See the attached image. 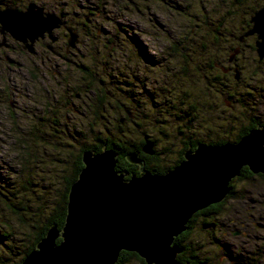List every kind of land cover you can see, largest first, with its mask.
I'll use <instances>...</instances> for the list:
<instances>
[{
	"label": "rangeland",
	"instance_id": "374dc122",
	"mask_svg": "<svg viewBox=\"0 0 264 264\" xmlns=\"http://www.w3.org/2000/svg\"><path fill=\"white\" fill-rule=\"evenodd\" d=\"M24 1L36 3L55 14L62 12L57 3L60 0ZM62 2L68 4L64 7L65 13L68 14L66 20L70 26L74 24L78 35L74 55L70 54L66 60H61L53 55L43 54L41 48L46 47L43 46L37 48L38 57L33 59L27 57L32 56L31 53L21 55L19 52L7 50L3 62L0 63V184L7 180L15 189L8 194L12 202L0 197V235L6 237L0 240V256L6 260V264L18 261L30 245L35 233L33 227L41 224L36 220L38 211L43 214L46 210L45 213L49 214L60 199L64 178L69 172L65 168V161H70L71 156L77 154L85 142L73 141L70 136L78 138L76 133L86 132L85 126L95 121L93 96L91 93L88 95L92 99L90 102L89 97L84 94V88L79 89L86 82L81 67L85 66L101 76L104 73L131 76L130 84H135V78L139 77L144 80L147 90L156 93V102L159 104L169 102V95L162 92L166 84L169 88L175 83L182 87L191 84L190 79L177 73L178 66H182V63L174 64L173 58L168 56L171 43L180 39L189 42L190 31L196 32L195 22H200L201 27L205 29L204 34L212 29L210 25L202 24L205 15H208L209 21L214 25L220 22L223 26L221 30L229 35L231 31L238 32L241 21L249 23L254 14L249 16L254 8L252 3L245 2L241 6L237 0H62ZM173 5L182 9L175 10L171 7ZM77 13L81 14L80 18L73 17ZM89 13H93L94 16L88 19L91 22H85ZM83 23L88 27L84 28ZM243 26L245 28L246 23ZM114 35L118 41L112 39ZM132 36L137 37L143 45L141 46L146 48L147 57L159 60L161 66L145 59L135 43H127L131 41ZM248 38H251L249 42L255 43V36L244 39ZM230 42L231 40L224 41V46L219 47L221 51L216 54L217 62H224L227 58L226 49ZM8 43L10 46L15 44L13 41ZM3 49L0 50L5 54L6 50ZM64 49L65 45L63 53ZM244 49L234 64L233 62L224 64L229 68L238 65L241 83L225 82L218 86L219 92L212 91L213 105L209 110L213 114L215 120L213 123L216 127L231 118L237 119L235 123L232 122L237 128L247 123L248 117L251 116L264 122V59L259 62L256 53L246 46ZM50 56L52 58H49ZM5 57L13 59V63L9 64ZM14 65L17 68H14ZM171 68L175 70L172 69L171 72ZM119 80L121 81V78ZM198 81L194 83L198 84ZM224 85H227V88ZM112 89L118 101L126 102L124 92L131 90L130 88L125 89L118 83L117 86L113 85ZM139 89L135 92L138 96L141 95L140 92L143 93ZM74 92L80 95L75 98ZM228 95L234 98L231 101L227 100ZM146 98L147 95L135 97L133 108L136 109V103L140 102L139 115L143 113L146 114L145 117L148 116L144 121V130L150 140L157 141L155 149L160 153L170 146L173 150H178L184 139L178 137V124L170 116L172 110L162 105L155 114ZM114 115L117 117V114ZM115 116H111L109 121L116 120ZM219 118L223 121L218 123ZM199 121L200 119H197L198 125L201 123ZM213 129L214 131L209 133L212 139L216 138L217 133L223 134L222 130L218 131L215 127ZM198 136L200 137V134L197 138ZM172 157L174 155L168 159ZM26 182L31 183L28 191L23 190ZM235 188L236 197L228 200L224 214L217 222L216 231H221V234L218 233L216 238L221 240L223 245L210 238L207 228H203L200 222L194 227L195 233L183 243L195 247L197 256L204 261L207 260V264H229L230 259L223 252L227 253L229 250L224 248V244L236 246L230 250V254L237 257L244 254L241 251L244 244H247L246 251L256 252L260 249L262 253L264 250L262 249L264 178L256 176L250 181H239ZM0 192L7 194L4 189H0ZM15 206L20 210L25 209L22 213L26 214V221L20 220ZM253 216H256V228L245 232L244 224L249 219L252 220ZM236 232L240 236L234 237L233 234ZM243 233L250 234L249 236L253 238L247 240ZM262 263L264 264V261ZM128 264L140 263L134 259Z\"/></svg>",
	"mask_w": 264,
	"mask_h": 264
},
{
	"label": "water",
	"instance_id": "95a60500",
	"mask_svg": "<svg viewBox=\"0 0 264 264\" xmlns=\"http://www.w3.org/2000/svg\"><path fill=\"white\" fill-rule=\"evenodd\" d=\"M249 23L251 29L240 42L255 36L256 56L261 62L264 3ZM61 28L68 32V48L74 49L78 35L65 26L61 16L35 3L24 11L0 8V32L24 44L29 53L46 37L55 43V32ZM239 53L237 49L229 62ZM234 74L239 80L237 67ZM141 152L154 156L153 142L148 140ZM141 152L126 156L127 162L139 166L140 173L129 178L117 171L115 150L84 152V168L70 187L63 229L52 226L21 264H117L121 252L135 253L145 264H183L177 259L182 249L175 239L188 229L193 216L223 202L230 194L231 182L244 168L264 175V126L251 130L237 143H200L184 153L177 167L162 175L145 169ZM231 264L243 263L232 259Z\"/></svg>",
	"mask_w": 264,
	"mask_h": 264
},
{
	"label": "trees",
	"instance_id": "16d2710c",
	"mask_svg": "<svg viewBox=\"0 0 264 264\" xmlns=\"http://www.w3.org/2000/svg\"><path fill=\"white\" fill-rule=\"evenodd\" d=\"M237 1L241 6H243L245 2H247L246 4L252 3V6L254 8H252L253 10L249 14V16L255 13L256 10L260 9L261 5L263 4L262 0ZM0 2L7 6L8 4H19L23 6V8L26 4H28V2L24 3V0H0ZM57 3H59L61 11L64 14H67L64 11V7H67L68 4L63 3L62 0ZM171 7L175 10L182 9L180 6L176 5H173ZM79 15L81 17V14ZM89 16L91 18L94 16V14L89 13ZM243 22L246 23V29L243 26ZM243 22L241 21L239 23L240 29H238V32L237 30L231 31L229 35H227V33L225 34L221 30L223 26L220 22L218 25H214L213 23H211V21H209L208 15H205L202 24L205 23L207 24V26L210 25L212 29L204 34L203 31L205 29L201 27L200 22H195L196 32L194 33L190 31L188 38L189 42H184L182 39H180L175 40L173 43H171V45L169 46L170 50L168 52V56L173 58L172 62H175L174 64H178L180 62L182 63V66H178L177 73L183 74L182 77L190 79L191 84H188L187 87H182L179 86V84L175 83L171 86V88H169L166 84V88L163 87L164 91L162 92L169 95V102L166 101L161 104L156 102V93L154 91L147 90L143 83L144 80L139 77L135 78V84H130L129 81L131 76L129 77L122 73H119V76H113L107 73H104L101 76L100 74L94 73L93 71H91V69L85 66L81 67L82 72H84L82 74L85 75L84 81L86 82H84V84H82L79 89L84 88V94L86 97H89L88 95H90V93L92 94L94 99V103L92 104L95 107V121H91L85 126L87 129L86 132H88V134H86V132L84 131V133H76V136L78 138H75L72 135L70 136L73 141L82 142L83 140H85V142L83 143V146L80 148L79 152L71 156L70 161H65V168L69 170V172L64 178V187L60 199L49 214L45 213L46 210H44L45 212H43V214L40 210L38 211L36 220H39L38 222L41 224L40 226L38 225L37 227H33L35 233L32 241L30 242V245L27 247V249L24 250V253L19 257L18 261L12 264H21L23 260L28 256V254L36 248V245L46 236L47 232L52 226H57L59 230L63 229L66 221L70 187L78 179L81 170L84 168L82 163V155L84 152L92 151L94 153H101L105 150H115L118 154V162L116 167L117 171L123 174L127 173L128 178L132 175H140L139 166L127 162L126 156L133 152H141L144 144L148 140H152H150V137L144 130V121H146V118H148V116L145 117L146 114L143 113L142 115H139V113H141L140 102L136 103V109L133 108V104L136 101L135 97L140 98L147 95L146 99L148 100V104L150 105L151 110L155 112V114H157L158 108H161L162 105L172 110L170 111V116L174 119V122L178 124V137L184 139L178 150H173L170 146L171 148L169 147L160 153L155 149L154 156H148L141 152V158L144 160L145 169L153 174L162 175L174 169L183 161L184 153L187 150H195L197 145L200 143H204L207 145H222L228 142L237 143L251 130L256 129L259 126H264V122H261L259 118L251 116V118L248 117L247 123L241 124V127L239 128L234 125L235 121L237 120H235V118L224 120L221 125H218V127H216L213 123L215 121L212 117L213 114L209 110L213 105V90L219 92L218 86H221L225 82L241 83L242 81L241 77L239 78V80L235 79V74L232 73L234 71V68L224 66L225 63L229 64L230 56L240 48V54L234 58V64L243 54V51H245V46L256 53L254 43L249 42L251 38L244 39L243 42H240V38L251 27L247 21ZM243 29L245 30L243 31ZM102 33H104V31H102ZM116 37L117 36L114 35L112 39L114 41L115 39L118 41ZM130 40L131 41H128L127 43H135V45L139 49V52L145 59H147L152 64L159 63V66H161L159 60L154 59V57H147L148 53L146 51V48L142 47L143 45L139 41V39H137V37L132 36ZM230 40V45L226 49L227 58L224 59V62H217L216 54L218 51H221L219 47L224 46V41L227 42ZM197 41L199 42L197 43ZM35 57L37 58L38 56ZM64 59H67V56ZM172 69L175 70V68H171V72ZM128 77L129 80L127 81L126 79ZM120 78L121 81H118V79ZM194 81H198V84H195ZM118 83L119 85L124 86L125 89H131L124 92L126 102L118 101V98L116 97L112 89L113 85L117 86ZM138 88H140L139 90L143 91V93L145 94L140 92L141 95L138 96V94L135 93L137 92L136 90H138ZM225 88H227V85L225 86ZM79 95L78 92H74L73 97L77 98ZM226 98L227 100L231 101L234 97L228 95ZM88 99L91 102L92 99L90 97ZM89 105L91 106V104ZM113 111L115 114H117V117L114 115ZM111 116H115L116 120L109 121V118H111ZM197 119H200L199 122L201 123L199 125L197 124ZM220 121L223 120L219 118L217 122L219 123ZM195 124L196 126H198V128H196ZM214 127L218 129V131L222 130L223 134L217 133L216 138L212 139L209 133L214 131ZM199 134L200 137L198 136L199 138H197V135ZM152 142L156 147L157 141L153 139ZM172 155H174V157L168 159V157ZM254 177L256 176H254L247 168H244L241 172L240 177L235 178L231 182V191L227 198L223 202L212 205L194 215L189 222V229H191L192 225L200 222L203 228H207V230H210L212 233L215 232L213 235V239H215L216 242H220V240L216 238L218 234L216 231V229H218V218H220L224 214V208L228 200L234 199L236 197L235 184L239 181H250ZM257 177L264 178V176L262 175H258ZM25 186L26 187H23V190L28 191L31 183L26 182ZM0 189H4V191L7 193L3 194L0 192V197L2 196L5 200L12 202L8 194L10 195V191H13L15 189H13V186L10 185V182L6 180L1 183ZM12 196H14V194H12ZM14 208H16L17 215L20 216V220L26 221V214L22 213L23 211H25V209L23 208L20 210L18 206H15ZM5 238V236L0 235V240ZM187 238L188 237H186L185 240ZM185 240L182 237L176 239V243L180 248L183 249V254L181 255V257H178V260L182 263H187L189 261L192 264H207V260L204 261L197 256V250L191 244H189V249L188 247H186L185 249L183 244ZM60 241L61 240H59V242ZM124 253L126 252H121L118 264H128L134 259L139 261L140 264H145L144 260L138 257L135 253ZM262 261H264V252H262L261 255L258 256L254 264H261ZM0 264H6V260L3 259L2 256H0Z\"/></svg>",
	"mask_w": 264,
	"mask_h": 264
},
{
	"label": "flooded vegetation",
	"instance_id": "af4514ba",
	"mask_svg": "<svg viewBox=\"0 0 264 264\" xmlns=\"http://www.w3.org/2000/svg\"><path fill=\"white\" fill-rule=\"evenodd\" d=\"M30 3H33V2H30ZM30 3H28V4H26L25 5V7L23 8V6H21V5H19V4H12V5H10V4H8V6L7 5H5V4H3V3H1L0 2V8L1 9H5V8H8V7H12V8H16V9H18L19 11H24L25 9H26V7L30 4ZM263 3H264V1H263ZM36 4V3H35ZM45 9V8H44ZM46 10V9H45ZM47 11H49V10H47ZM50 12H53V11H50ZM57 15H59V16H61L62 18H63V20H64V23H65V26L66 27H69V28H72L75 32H76V27H74L73 25V23H72V26H70V23L68 22V20H66V16L68 15V14H64L63 12H59V13H56ZM74 18H80V15H79V13H77V14H75V16H73ZM90 18V16H87V18H85V22H91L90 20H88ZM244 23V22H243ZM249 24V23H248ZM79 25V24H78ZM82 26L84 27V28H86L87 27V24L85 23V24H82ZM251 26V25H250ZM77 33V32H76ZM55 36L58 38L57 39V41L55 42V43H51V41L48 39V37H46L44 40H39V41H37L35 44H34V53H31V55L32 56H28L27 55V53H29L28 52V50H25L24 49V44H22V43H19V42H17V41H15L9 34H7L6 35V37H4L3 35H2V33L0 32V37H1V40H0V49L2 50L3 48L6 50L4 53L5 54H3L2 53V51L0 50V63L1 62H3V56L5 55L6 56V52H7V50H13L14 52H19V54H25V55H27V57H29V58H33V57H35L36 55H37V52H38V50H37V48L38 47H43V46H46L45 47V49H47V50H45V49H43V48H41L43 51V54L44 53H47V54H50V55H53V56H55L56 58H58V59H61V60H66V59H64L66 56L68 57V56H70V54H73V52H74V49H70V50H67L68 49V44H67V42H68V38H69V35H68V32L66 31V29L65 28H61L60 30H57L56 32H55ZM13 39V40H12ZM9 41H13V42H15V44L14 45H12V46H10L9 45ZM48 42V44H45V42ZM60 44H63V45H65V52L63 53V45H60ZM50 47V48H49ZM11 48V49H10ZM4 49H3V51H4ZM12 51V52H13ZM74 55V54H73ZM49 58H52V56H50ZM54 58V57H53ZM5 60L9 63V64H12L13 62V59L11 60V59H8V58H6L5 57ZM69 61V60H68ZM16 65H14V68H17V67H15ZM18 66H20L21 67V65L20 64H18ZM0 73H1V71H0ZM154 150H155V145H154ZM248 169V168H247ZM249 170V169H248ZM254 175V174H253ZM259 175H262V174H259ZM254 176H258V175H254ZM262 176H264V175H262ZM256 216H253V218H251L252 220H250L249 219V221H246L245 222V224H244V230H245V232L246 231H249V230H254L255 228H256ZM198 225V223L197 224H195V225H192L191 226V229H189V227H188V229L184 232V233H182L178 238H180V237H182L184 240H185V238L186 237H190L191 235H193L194 233H195V231H194V227L195 226H197ZM188 226H189V224H188ZM208 231V235H209V237L210 238H213V235H214V233L215 232H211L210 230H207ZM217 233H219V234H221V231H217ZM189 234V235H188ZM247 240H251L252 238H253V236H249L250 234H246V233H243L242 234ZM233 236L234 237H236V236H240L239 235V233L238 232H236V233H234L233 234ZM249 236V237H248ZM248 237V238H247ZM177 239V238H176ZM176 239H175V243H176ZM220 242H221V240H220ZM222 243V242H221ZM177 244V243H176ZM178 245V244H177ZM220 245V244H219ZM225 246H224V248H226V250H229L227 253L225 252V251H223L224 252V255H226L227 256V258H229L230 259V262H229V264H231V260L232 259H240V261H241V263H243V264H254V262L257 260V258H258V256L259 255H261V252H260V249H258L256 252H253V251H250V250H248V251H246V248H247V244H244V246H243V250H241L244 254H242L241 256H239V257H243V258H239V257H237V255H234V254H230V250L231 249H235V247L236 246H234V245H228V244H224ZM179 246V245H178ZM221 246V245H220ZM252 246V245H251ZM184 247H185V249H186V247H188V249H189V245L188 244H184ZM182 249V248H181ZM263 252H264V250H262ZM241 252V253H242ZM123 253V252H122ZM124 254H127V252L126 253H124ZM123 254V255H124ZM183 254V249H182V252L178 255V257H181V255ZM127 256V255H126ZM120 258V257H119ZM178 259V258H177ZM179 261V260H178ZM180 262V261H179ZM118 263H119V260H118ZM117 263V264H118ZM180 263H182V262H180ZM183 264H192L191 262H187V263H183Z\"/></svg>",
	"mask_w": 264,
	"mask_h": 264
}]
</instances>
